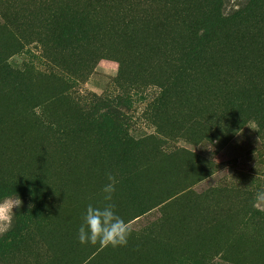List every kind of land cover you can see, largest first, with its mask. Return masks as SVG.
Listing matches in <instances>:
<instances>
[{
	"label": "rangeland",
	"instance_id": "rangeland-1",
	"mask_svg": "<svg viewBox=\"0 0 264 264\" xmlns=\"http://www.w3.org/2000/svg\"><path fill=\"white\" fill-rule=\"evenodd\" d=\"M217 7L0 0V203L23 201L0 220V264H264V81L233 50L162 84L179 71L168 30L192 42ZM245 8L263 27L264 0H223ZM108 174L128 243L81 245Z\"/></svg>",
	"mask_w": 264,
	"mask_h": 264
},
{
	"label": "trees",
	"instance_id": "trees-1",
	"mask_svg": "<svg viewBox=\"0 0 264 264\" xmlns=\"http://www.w3.org/2000/svg\"><path fill=\"white\" fill-rule=\"evenodd\" d=\"M222 7L223 0H218L217 15L213 18L207 16L195 23V39L192 42L184 40L178 32L173 36L174 32L168 30L174 44L172 52L174 51L178 56L176 62L179 71L176 75L165 78V82H162V84L166 83L172 86L180 77L186 76L191 70L209 69L219 73L222 68L221 60L224 57H233V50L238 51L239 55L243 57L241 61L245 65L255 67L253 69L260 74L255 76L253 80L257 83L264 81V71H261L264 69V38L258 34L264 26L259 25V20H248L251 14L250 10L248 11L246 8L236 11L234 15L226 16L222 11ZM221 29L226 30L229 36L226 34L223 36L222 44L216 42L214 46H210L211 49L214 47L216 49L210 51L205 49L207 44L210 43L214 32ZM209 55H212V60H210ZM238 58L240 57L238 56ZM232 100L238 107H240L239 105L247 107L249 105L244 87ZM112 131L116 133L115 128ZM116 138L120 140L121 137Z\"/></svg>",
	"mask_w": 264,
	"mask_h": 264
},
{
	"label": "clouds",
	"instance_id": "clouds-1",
	"mask_svg": "<svg viewBox=\"0 0 264 264\" xmlns=\"http://www.w3.org/2000/svg\"><path fill=\"white\" fill-rule=\"evenodd\" d=\"M117 183L115 176L108 174V182L102 188V199L97 203L87 204L76 233L81 245L117 247L128 243L131 229L114 203ZM22 203L19 197L0 203V220L10 223V213L14 208L22 206Z\"/></svg>",
	"mask_w": 264,
	"mask_h": 264
}]
</instances>
